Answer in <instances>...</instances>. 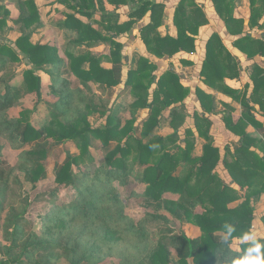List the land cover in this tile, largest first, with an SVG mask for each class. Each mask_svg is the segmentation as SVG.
<instances>
[{"label": "trees", "instance_id": "16d2710c", "mask_svg": "<svg viewBox=\"0 0 264 264\" xmlns=\"http://www.w3.org/2000/svg\"><path fill=\"white\" fill-rule=\"evenodd\" d=\"M73 1L72 8H79L75 12L84 13L83 9H90L91 6L94 10L95 3L92 4L93 0ZM125 1L119 0L118 2L124 3ZM248 1L251 12L248 21L249 26L263 27L264 22L257 24V19L264 12V0ZM212 2L219 17L225 21L228 32L232 35H238L234 40V45L247 58H252L255 54L264 56V40L251 36L249 32H244V20L233 16V0H212ZM140 3L137 9L131 11L129 20L124 24L106 25L107 29L105 30L109 33L108 35H100L97 30L89 25L85 26L76 18V13L66 16L60 25L77 29L80 38L75 40V43L78 45L83 44L84 41L91 44L98 39L107 41L110 45L108 56L110 66L108 68L96 66L97 59L95 58H84V54L75 58L76 56H73L72 52H67V56L72 58V71L76 76L84 81L88 79H93L96 82L106 81L104 85H108V87L120 83L121 67L127 58L122 57V45L114 37L134 22L140 21L147 12H149V21L140 26L139 37L149 53L157 57H171L180 50L186 52L194 50L195 35L198 34L199 28L207 23L204 12L194 0L178 1L172 19L176 28L175 37L160 36L157 33L156 29L162 21L164 8L162 4L142 0ZM100 8L104 10L102 6ZM90 16L91 14L87 13V17ZM101 18L108 20V22L117 21V17L110 14H101ZM33 19H36L34 14L24 18L27 21H33ZM4 20V17L0 18V23H3ZM30 49V53L37 57L39 52H43L47 48L36 45L30 46ZM0 50L1 54L10 53L13 55V52L6 46H0ZM49 55L51 54L49 53ZM86 59L90 68L84 71L81 64ZM186 63L189 62L186 61ZM155 69L154 62L146 57L138 56L135 64L126 73L124 88L128 94L134 97L131 103L134 108L147 109L148 113H151L143 122L146 132H141V137L148 136L149 128L158 122L164 111H169V124L173 128V132L164 137L150 136L145 142H142V138L136 134L133 126V117H128L123 126L119 127L117 125L111 126L112 115L107 116L104 127L94 128L86 121L77 124H62L61 133L57 138L61 142L69 140L81 142L82 149L76 156L67 155L68 157L56 168L55 181L57 183L73 182L77 174L72 171V165L79 167L82 161H85L83 159L86 155L90 156L88 151L89 140L85 133L89 132L93 139L101 138V148L107 146L110 141H116V145L104 153L99 164V177L91 185L80 186L76 190V204L59 206L58 210L63 213L78 214L77 216L84 221L92 217L97 219L96 221H99L100 225L119 226L122 221L127 220L130 225L127 224L126 229L133 235L131 238L135 241L134 245L145 244L147 232L144 226L137 222L132 223L131 219L124 214L123 203L115 187L117 180L115 178L110 179V176L118 171L119 179L123 181V184L129 183L130 177H132L131 181L137 182L138 185L142 184V193L159 201L163 210L169 214L182 210L185 214L190 215L194 205L198 204L200 211L194 215L203 233L197 237L185 234L174 235L170 240V245L177 255V264H190L191 262L193 264H212L216 261L218 255L216 253L225 251V249L227 251V248L222 243H215L211 233L223 232V225L231 223L236 228L233 238L239 237L243 231L248 230V227L250 228L251 218L249 200L240 198L239 202L233 203L239 197L213 171L215 165L221 160L227 168L232 182H236L241 188L246 183L248 192L251 191L256 196L261 191L264 192V142L260 140L258 144V140L250 137L246 131L248 126H252L264 134L262 122L264 120V68L257 63L252 64L250 78L253 81V88L250 94L246 96L247 86L241 90L224 82L225 78L236 79L239 76L240 68L236 57L226 49L217 34L213 33L209 37L206 43L205 58L200 69L201 80L208 87L228 95L243 107L241 114L234 119L232 114L234 107L222 102V120L225 128L241 139V142L233 150L225 147L222 157L219 147L215 145L214 138L210 134L211 121L205 115L216 112L212 95L196 87L195 94L198 97L202 113L194 112L193 114L195 133L191 127H186L184 138H180L179 127L185 120V114L181 112L183 111L181 108L184 109L183 100L188 94V88L179 82L178 75L171 70L156 76L154 74ZM25 73L27 77H24V81L28 85H32V87L28 86L29 89L37 90L39 94V77L30 71ZM254 105H257L258 108H255ZM24 112L21 111L20 114ZM10 128L14 133L13 139H21L25 144L41 137L38 130L29 124L23 125L21 119L11 123ZM199 139L202 140L201 152L195 154V142H198ZM256 144L260 146V150L263 152L262 156L249 149L250 145ZM41 145L43 144L38 142L34 148L21 152V157L25 162H21L20 169L26 173L24 163H31L33 165L31 170L33 179L41 174L43 160L47 159V150ZM90 161H92L91 156ZM128 162L137 163L138 170L135 171L133 166L128 168ZM241 180H244V183ZM253 187H256L258 192L253 190ZM229 190L233 191L234 194ZM137 191L132 192V194ZM22 223L23 214H15L14 212L8 215L3 222V236L8 245L3 251L4 255L0 256V264H27L29 257L34 254L38 247L45 248L40 244H35V248L29 250L28 240L18 243L21 234L19 228ZM142 249L143 257L152 264L168 263L169 252L164 245H158L150 250H146L145 246L140 251ZM80 262L82 261L74 264ZM216 263L218 264L219 260ZM33 264L41 263L37 261ZM224 264L227 262L225 261Z\"/></svg>", "mask_w": 264, "mask_h": 264}, {"label": "rangeland", "instance_id": "374dc122", "mask_svg": "<svg viewBox=\"0 0 264 264\" xmlns=\"http://www.w3.org/2000/svg\"><path fill=\"white\" fill-rule=\"evenodd\" d=\"M246 1L247 3L243 0H233V6L234 2H237L240 14L247 11L250 17V4ZM73 4V0H0V18H5L4 22L0 23V46H6L13 52V55L0 53V256L4 255L3 251L8 245L3 236L2 225L6 217L14 212L23 214L18 243L28 240L29 250H33L35 244L45 247H38L29 257L27 264L37 261L41 264H74L78 261H82L79 264H152L143 257V249H140L146 246V250H150L158 245H164L169 252L167 264H177V255L170 245V240L174 235L197 237L203 233L194 215L200 211L198 204L194 205L190 215L182 210L169 214L163 210L159 201L142 193V184L131 181L132 177L129 183L123 184L118 171L112 174L110 179L117 180L115 187L122 200L124 214L132 223L137 222L144 226L147 232L146 243L139 246L134 245L135 241L131 238L133 235L126 229L127 224L130 225L127 220L122 221L119 226L100 225L101 223L92 217L84 221L78 214L58 210L59 206L76 204V190L80 186L91 185L99 177V164L104 153L116 145V141H110L107 146L101 148V138L93 139L89 132L85 133L89 140L88 151L92 161L90 156L86 155L83 159L85 161H82L79 167L72 165V171L77 174L73 182L57 183L56 168L66 157L76 156L82 149L81 142H61L57 138L61 133V125L86 121L91 127H104L107 116L112 115L111 126L121 127L128 117H133L136 134L141 137L142 133L146 132L143 122L151 114L147 109L134 108L131 104L134 97L124 88L126 73L134 63L132 57L136 58L134 53L129 55L131 62L129 59L123 62L121 82L111 87L104 85L106 81H84L72 71V58L67 56V52H72L75 58L80 57V54H84V58H95L99 68L110 66V45L107 41L98 39L91 44L84 41L78 45L75 43V40L80 38L77 29L60 25L66 16L75 13ZM246 5L247 10L242 11ZM30 14H34L36 19L24 20ZM240 18L244 20V17ZM257 20V24L264 20V12ZM85 23V26L88 25ZM89 26L100 35L109 34L99 31L93 25ZM36 45L45 46L47 49L34 57L29 50L30 46ZM81 67L84 71L90 68L87 59ZM27 71L39 77V94L37 90H30L28 86L32 85L24 81ZM195 107L194 101L190 100L187 109L181 108L185 120L179 127L180 138H184L186 127H191L195 133L193 114L202 113V109L195 111ZM21 111L25 112L20 114ZM206 116L209 117L208 114ZM20 119L23 125L29 124L38 130L41 137L27 144L21 139H13L14 133L10 124ZM169 120V111H164L158 122L149 128L148 136L141 137L142 142L150 136L164 137L172 133L173 128ZM211 123L214 124L212 121ZM211 128L212 125V135ZM213 134L212 137L220 148L224 144L230 150L236 146L235 141H228L227 137L221 134L216 124ZM38 142L46 148L47 159L43 160L41 174L33 179L31 163H24L26 173L20 169L21 162H25L21 152L34 148ZM201 144V139L195 142V154H200ZM258 149L260 150V146ZM223 153L224 150L221 157ZM136 164L128 162L127 166H133L137 171ZM213 171L238 195L239 198L233 203L241 199L249 200L251 218L248 229L255 230L264 238V192L259 191L256 196L246 190V183L242 188L236 182L233 183L221 160ZM241 181L244 183V180ZM253 190L258 192L256 187H253ZM134 191L137 192L132 194ZM222 234L221 231H215L211 233V237L215 243H221L219 237ZM237 238H232L226 246L227 251L225 249L216 253V261L212 264H217L218 260L227 262L239 251L241 244Z\"/></svg>", "mask_w": 264, "mask_h": 264}, {"label": "crops", "instance_id": "0c3cea01", "mask_svg": "<svg viewBox=\"0 0 264 264\" xmlns=\"http://www.w3.org/2000/svg\"><path fill=\"white\" fill-rule=\"evenodd\" d=\"M95 3L94 10L91 6L90 9H83L84 13L75 12L76 18L82 21V23L88 25H93L96 29L101 30L102 32H106L107 29L105 26H114V25H122L129 20V16L131 11L137 9L140 6V0H126L124 3H119V0H93ZM142 1H150L155 4H162L163 8V15L162 21L160 25L157 27V33L160 36L169 35L172 37L176 36V28L173 25V14L175 7L179 0H142ZM196 4L202 9L207 19V23L202 25L199 30L198 34L195 35V48L193 51L186 52L184 50H180L171 57L164 56V57H157L151 53H149L144 43L141 41L139 37V28L143 24L149 21V12L142 16L140 21H136L131 24L128 28L124 29L122 32L115 35L114 39L121 43V53L123 58L129 59V55L134 53L136 58L134 59L135 64L138 56H143L148 58L150 61L154 62L156 65V69L154 70V74L156 76H160L167 70H171L176 75H178L179 82L188 88V94L183 100L184 107L187 109L188 101H194V108L195 111L201 110L200 103L198 100L197 95L195 94L196 87L202 89L204 92L212 95L214 107L216 109L215 113H209V119L214 124L211 123V133L213 134L214 125L218 127L221 134H224L227 137L228 141H235L236 145L241 142V139L238 135L233 134L228 129L225 128L224 122L222 120L223 114V107L222 102L227 103L228 105L234 107L233 111V118L236 119L241 112L243 111V107L240 103L235 102L231 97L228 95L218 91L213 90L212 88L208 87L202 82V77L200 76V69L201 64L205 58V51H206V43L209 37L215 33L220 38L222 44L226 47L231 54L236 57L238 61V66L240 68L239 76L236 79H228L225 78L224 82L231 87L239 88L241 90L247 86L246 91L248 96L253 88V81L250 78L251 71H252V64L257 63L261 67L264 68V56L260 54H255L252 58H247L241 50L234 45V40L238 37V35H232L228 32L225 21L219 17L215 6L212 0H194ZM247 3L246 0H243ZM115 4V5H114ZM237 2H234L233 6V16L236 18H240L241 16L244 17V32H249L251 36L255 38H262L264 40V26H249L247 8L248 6H244L242 11L245 9L246 13L240 14L239 6H237ZM102 6L104 10L100 8ZM79 8H76L77 11ZM87 13H90L91 16L87 17ZM101 14H110L112 16L117 17V21L108 22V20H103L101 18ZM114 19V18H113ZM264 20L260 21L259 23L262 24ZM62 26V25H61ZM64 27V26H63ZM109 47V46H108ZM136 52V53H135ZM188 61L189 63H186ZM131 62V61H130ZM132 65V66H133ZM131 66V67H132ZM255 108H258L257 105H254ZM207 115V114H206ZM257 117V115H256ZM258 118V117H257ZM264 122V120H263ZM264 125V123H263ZM246 131L249 133L250 137L257 139L258 144L259 141L264 142V134L260 131L254 129L252 126H248ZM262 134V135H261ZM215 139V138H214ZM258 144L250 145L249 149L251 151H255L258 153L259 156H262L263 152L258 149ZM215 145L218 146L216 139ZM219 147V146H218ZM227 145H223L221 148L219 147L220 153L224 150ZM233 150V149H231ZM261 234V232H258ZM261 237V236H260Z\"/></svg>", "mask_w": 264, "mask_h": 264}, {"label": "clouds", "instance_id": "9594fccd", "mask_svg": "<svg viewBox=\"0 0 264 264\" xmlns=\"http://www.w3.org/2000/svg\"><path fill=\"white\" fill-rule=\"evenodd\" d=\"M236 228L231 223L223 225V234L219 240L224 245H229ZM242 245L238 253L227 261V264H264V238H261L255 230L243 231L237 238ZM219 264H224L219 261Z\"/></svg>", "mask_w": 264, "mask_h": 264}]
</instances>
